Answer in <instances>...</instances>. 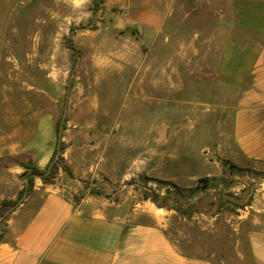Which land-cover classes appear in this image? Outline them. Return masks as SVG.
I'll list each match as a JSON object with an SVG mask.
<instances>
[{
  "label": "rangeland",
  "instance_id": "obj_1",
  "mask_svg": "<svg viewBox=\"0 0 264 264\" xmlns=\"http://www.w3.org/2000/svg\"><path fill=\"white\" fill-rule=\"evenodd\" d=\"M169 2L145 42L123 5L75 30L90 23L91 0H0V122L29 141L65 115L63 152L102 161L99 177L84 179L92 191L127 199L135 221L157 224L187 256L256 264L249 205L264 172L237 156L239 89L216 64L230 43L264 36L237 23L232 0Z\"/></svg>",
  "mask_w": 264,
  "mask_h": 264
},
{
  "label": "crops",
  "instance_id": "obj_2",
  "mask_svg": "<svg viewBox=\"0 0 264 264\" xmlns=\"http://www.w3.org/2000/svg\"><path fill=\"white\" fill-rule=\"evenodd\" d=\"M169 1L104 0L103 9L129 8L133 20L142 23L143 41L150 42L159 34ZM232 5L239 25L264 36V0H232ZM216 71L239 89L233 131L237 156L241 164L264 172V40L230 43ZM55 124L27 141L21 127L6 131L0 122V207L23 188L24 161L41 168L49 163L56 149ZM71 151L62 153L71 173L60 166L54 183L36 177L32 193L0 223V264H213L181 253L157 224L135 221L138 212L127 199L93 193L84 179L99 177L102 161L82 164L74 157L77 150ZM255 194L248 239L252 259L264 264V190Z\"/></svg>",
  "mask_w": 264,
  "mask_h": 264
},
{
  "label": "trees",
  "instance_id": "obj_3",
  "mask_svg": "<svg viewBox=\"0 0 264 264\" xmlns=\"http://www.w3.org/2000/svg\"><path fill=\"white\" fill-rule=\"evenodd\" d=\"M93 2V17L88 25H82L80 27H76L75 30L77 29H86V28H93L95 25V20L96 17L101 9H103V1L104 0H91ZM67 44L68 47L73 50L74 54V61L72 65V69L74 70L77 66L78 63V57H79V52L77 48L75 47L73 43L72 37H69L67 39ZM67 118L64 115L62 119H60L58 122L55 124L56 128V134H57V142H56V149L51 157L49 163L44 167L41 168L35 163H33L31 160L29 161H24L22 165L26 168L24 172L25 176V182L24 186L21 189L18 197L16 199H9V200H4L1 207H0V223L8 216V214L14 210L19 204V200L26 194L27 196L32 193L33 188H34V181L36 177H40L45 183H54L55 178L57 176L59 167L62 166L63 169L68 172L69 174L71 173L68 166L64 162V157L62 155L63 150L65 149V144L63 142V135H64V130L67 128L66 124ZM93 193L97 194H102L100 191H92ZM26 196V197H27ZM158 201V200H155ZM159 207H164L167 204L165 202H158L157 203Z\"/></svg>",
  "mask_w": 264,
  "mask_h": 264
},
{
  "label": "water",
  "instance_id": "obj_4",
  "mask_svg": "<svg viewBox=\"0 0 264 264\" xmlns=\"http://www.w3.org/2000/svg\"><path fill=\"white\" fill-rule=\"evenodd\" d=\"M139 28H140V30H142V27H141V26H139ZM26 196H27V195L25 194V195L19 200L18 204H20L21 202H23V200H24V198H26ZM2 218H3V217H2ZM2 218H1V219H2ZM1 219H0V220H1Z\"/></svg>",
  "mask_w": 264,
  "mask_h": 264
}]
</instances>
